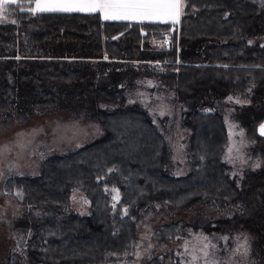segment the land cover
I'll use <instances>...</instances> for the list:
<instances>
[{"label":"trees","instance_id":"trees-1","mask_svg":"<svg viewBox=\"0 0 264 264\" xmlns=\"http://www.w3.org/2000/svg\"><path fill=\"white\" fill-rule=\"evenodd\" d=\"M34 1L6 5L0 19V119L58 113L96 131L37 153L34 173L5 178L23 208L0 264H121L148 216L155 244L240 234L236 263L264 264V5L184 0L174 26L33 14ZM134 91L174 106L149 113ZM226 118L248 142L237 168ZM78 190L85 212L72 205ZM145 264L181 258L154 248Z\"/></svg>","mask_w":264,"mask_h":264},{"label":"rangeland","instance_id":"rangeland-1","mask_svg":"<svg viewBox=\"0 0 264 264\" xmlns=\"http://www.w3.org/2000/svg\"><path fill=\"white\" fill-rule=\"evenodd\" d=\"M264 5V0H259ZM0 17V19H2ZM178 32V27H176ZM148 80V79H147ZM144 79V81L148 82ZM132 100H139L147 108L149 113L163 115L173 108V101L170 96L156 92L149 94L148 91L135 92L131 95ZM43 115L40 113L34 116L16 117L0 119V255L4 253V248L8 242L9 223L16 222L15 218H20L22 205L19 203L17 191L11 192L5 188V178L12 175H22L34 173L37 168V153L49 152L50 149L68 145V143L78 140H87L92 136L96 128L91 127L83 121H73L66 114ZM228 131V146L226 149L227 163L238 167L244 161L242 156L245 152L247 140L242 129L236 124L225 119ZM264 123V122H263ZM261 125H264V124ZM260 125V126H261ZM177 126V125H175ZM259 129L261 131V127ZM188 134V131L181 133V139ZM69 147V146H68ZM42 150V151H40ZM40 151V152H39ZM43 153V154H44ZM14 193V194H13ZM72 205L79 212H85L88 208L87 200L78 190L73 194ZM185 215L184 211H180ZM148 216L138 222L136 227V243L132 258L125 260L121 264H145L149 253L155 248L156 251H175L181 258V264H237L235 253L240 254L245 249V240L240 234H234V239L221 238L211 241L207 237L193 233L188 238L171 243L167 246L163 243L155 244L151 234L158 223L152 222ZM236 242L234 248L226 254H220V249H227L228 243ZM242 256V255H239Z\"/></svg>","mask_w":264,"mask_h":264},{"label":"snow or ice","instance_id":"snow-or-ice-1","mask_svg":"<svg viewBox=\"0 0 264 264\" xmlns=\"http://www.w3.org/2000/svg\"><path fill=\"white\" fill-rule=\"evenodd\" d=\"M17 0H0V17L5 6ZM184 0H35L30 8L36 13H100L104 20L158 21L179 23ZM15 21H13L14 23ZM264 135V125H261Z\"/></svg>","mask_w":264,"mask_h":264},{"label":"crops","instance_id":"crops-1","mask_svg":"<svg viewBox=\"0 0 264 264\" xmlns=\"http://www.w3.org/2000/svg\"><path fill=\"white\" fill-rule=\"evenodd\" d=\"M34 6H35V1L33 3V6L32 7H34ZM74 13H82V12H74ZM82 14H93V13H82ZM94 14H98L101 20L106 21V20L103 19L102 15L100 13H94ZM108 21H112V22H124V23H158V24H171V25H173L172 23H161V22H158V21H144V22L127 21V20H108ZM174 26H177V24H174ZM258 131H259V134L262 135L261 134V131L260 130H258ZM262 136H264V135H262Z\"/></svg>","mask_w":264,"mask_h":264}]
</instances>
